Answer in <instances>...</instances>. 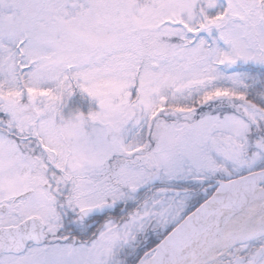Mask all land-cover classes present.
<instances>
[{
	"label": "snow or ice",
	"instance_id": "snow-or-ice-1",
	"mask_svg": "<svg viewBox=\"0 0 264 264\" xmlns=\"http://www.w3.org/2000/svg\"><path fill=\"white\" fill-rule=\"evenodd\" d=\"M0 264H264V0H0Z\"/></svg>",
	"mask_w": 264,
	"mask_h": 264
}]
</instances>
